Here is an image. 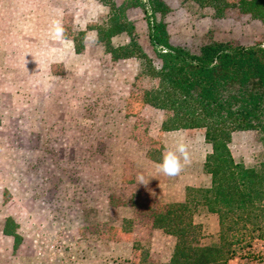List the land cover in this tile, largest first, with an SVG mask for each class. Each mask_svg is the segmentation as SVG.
<instances>
[{
    "label": "rangeland",
    "instance_id": "374dc122",
    "mask_svg": "<svg viewBox=\"0 0 264 264\" xmlns=\"http://www.w3.org/2000/svg\"><path fill=\"white\" fill-rule=\"evenodd\" d=\"M163 1L175 46L193 48L207 37L264 46V23L248 15L231 11L216 19L181 0ZM105 14L97 0H0V264H136V240L159 261L155 255L171 243L158 239L141 216L146 196L162 203L158 194L181 191L183 183L209 184L203 162L211 147L203 130L160 132L163 112L133 101L127 113L135 61H111L94 31L75 54L71 37ZM127 17L159 65L142 12L128 9ZM181 138L191 162L170 178L144 149L161 148L163 155ZM229 148L246 167L264 161V135L257 132L234 133ZM123 218H133L131 232L119 229ZM6 220L17 226L16 249L3 232ZM196 220L205 223L202 242L213 243L217 217L201 213ZM255 249L264 253V242Z\"/></svg>",
    "mask_w": 264,
    "mask_h": 264
},
{
    "label": "trees",
    "instance_id": "16d2710c",
    "mask_svg": "<svg viewBox=\"0 0 264 264\" xmlns=\"http://www.w3.org/2000/svg\"><path fill=\"white\" fill-rule=\"evenodd\" d=\"M213 18L231 11L264 23V0H181ZM106 9L97 24L71 37L75 54L84 51L87 31H94L96 43L111 61L133 60L137 64L131 85L129 106H148L163 112L160 132L203 130L211 151L205 156L206 187L185 188L183 201L158 203L147 195L141 216L148 227L174 238L167 262L153 261L150 251L136 240L132 253L136 264H264V253L255 245L264 242V161L256 167L235 162L229 148L236 132L254 131L264 135V46H242L207 37L193 48L175 46L167 31L169 7L163 0H97ZM128 9H139L147 25V39L160 61L143 48L136 26L127 17ZM126 36L115 44L113 39ZM155 163L162 159L161 148H145ZM149 197H152V202ZM149 201V202H148ZM217 217V239L204 244L203 226L194 217ZM3 232L13 238L16 249L21 238L17 226ZM119 229L131 232L133 218H123Z\"/></svg>",
    "mask_w": 264,
    "mask_h": 264
},
{
    "label": "clouds",
    "instance_id": "9594fccd",
    "mask_svg": "<svg viewBox=\"0 0 264 264\" xmlns=\"http://www.w3.org/2000/svg\"><path fill=\"white\" fill-rule=\"evenodd\" d=\"M56 35H61V29L59 27L56 28ZM25 63H28L26 59ZM190 162L191 158L188 145L181 138L175 143L174 148L165 149L161 162L158 165V171L167 177L174 178L179 176ZM144 179L143 175L138 176L139 183H145Z\"/></svg>",
    "mask_w": 264,
    "mask_h": 264
},
{
    "label": "crops",
    "instance_id": "0c3cea01",
    "mask_svg": "<svg viewBox=\"0 0 264 264\" xmlns=\"http://www.w3.org/2000/svg\"><path fill=\"white\" fill-rule=\"evenodd\" d=\"M15 28V27H14ZM71 45H72V48H73V42H71ZM74 50V49H73ZM179 181L178 180H176V183H178ZM194 181H192V182H187V183H183V187H182V190L181 191H177L176 193H173V194H171V195H166L165 196V198L164 197H162V196H160L159 194H158V197H159V199L160 198H162V199H160L161 201H162V203H166V202H171V201H183L184 200V197H185V188L187 187V186H193L194 184ZM177 185H179V184H177ZM180 187V186H179ZM171 193H172V191H171ZM212 215V214H211ZM215 216V215H214ZM212 217V216H211ZM194 219H195V222L196 223H202V222H197V220H196V216L194 217ZM215 221V224L213 225V227H214V230L215 231H218V223H217V221L216 220H214ZM204 224V225H203ZM202 226H203V232H204V226H205V223H202ZM214 231V232H215ZM154 234H155V236L158 238V239H164V238H167V239H169V241H170V243H171V245H170V248L169 249H167V251L165 252V253H160V254H156L155 256H157L158 257V260H159V262H167L168 260H169V258H170V255H171V252H172V249H173V246H174V238L173 237H171V236H168V235H165V234H163L162 232H160V231H158V230H155L154 232H153ZM152 255H153V253H151V257H152Z\"/></svg>",
    "mask_w": 264,
    "mask_h": 264
}]
</instances>
